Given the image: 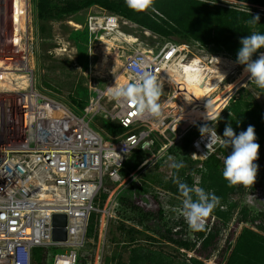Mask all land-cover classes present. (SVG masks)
Returning a JSON list of instances; mask_svg holds the SVG:
<instances>
[{"label": "built area", "instance_id": "1", "mask_svg": "<svg viewBox=\"0 0 264 264\" xmlns=\"http://www.w3.org/2000/svg\"><path fill=\"white\" fill-rule=\"evenodd\" d=\"M106 11L90 13L86 23L91 34L109 42L104 34L117 32L120 16ZM32 14V0H0V264H32L36 247L65 248L53 253L52 264H78L92 214H101L99 234L105 238L116 196L138 176L143 178L153 160L179 144L196 124L208 131L193 136L190 159L204 161L218 152L219 142L207 147L209 132L223 136L214 124L237 93L244 67L224 52L190 56L189 45L168 38L155 47L137 46L134 37L125 45L112 44L127 83L141 66L156 76L161 114L141 117L135 105L115 100V112L103 110L97 129L94 117L102 109L101 95L107 94L102 89L92 86L95 97L76 111L37 87ZM187 65L192 80L204 89L201 98L183 83ZM243 74L250 80V74ZM228 75L233 79L226 82ZM108 122L123 130L111 131ZM139 152L151 156L130 172ZM106 181L111 190L102 204ZM56 213L67 216L66 240L52 238Z\"/></svg>", "mask_w": 264, "mask_h": 264}, {"label": "rangeland", "instance_id": "2", "mask_svg": "<svg viewBox=\"0 0 264 264\" xmlns=\"http://www.w3.org/2000/svg\"><path fill=\"white\" fill-rule=\"evenodd\" d=\"M208 1L221 5H233L237 9L248 12H253L255 9L264 10V6L240 0H235L234 2L228 0ZM96 10L103 12L106 9L94 4L79 12L64 15L60 18H42L38 16L36 0H32L34 39L31 50L35 61L36 85L40 90L70 105L77 111L81 110L90 99L95 97L96 92L92 89V86L96 85L99 89H105L115 75L122 70L120 62L102 66L103 58H109V53L116 50L114 46L120 43L125 45L124 41L131 40L132 37L138 38L135 39L134 44L140 47H155L167 39V37L155 34L119 15L117 32L104 34V38L110 41L109 43H104L102 39L100 40L101 37L98 33L91 34L87 30L88 15ZM109 12L108 10L106 11V13ZM171 39L189 45L190 56L193 54L198 56L202 53L218 54L213 50L212 46L203 48L197 46L194 41L179 38ZM58 46H61V48L58 49ZM119 60L121 61L120 58ZM239 67L245 66L239 64ZM242 73L245 72H239L238 76L239 89L233 96V100L229 102L231 103L240 97L245 103L257 101L264 109V89H260L250 80L247 81L243 77L244 74L241 76ZM231 79L233 78L228 75L225 81L228 82ZM100 105L102 109L94 117V126L97 129L101 127L103 110L115 112V100L110 94L104 93L101 95ZM223 121L224 119H219L218 117L217 122L214 124L222 135L225 130L222 127ZM200 127V125L196 124L189 132ZM187 133L184 135L182 144L181 142L179 143L180 145L178 144L179 146L175 144L166 153L153 160L147 169L146 176L143 178L142 175L138 176L137 180L129 183L116 196L112 204L111 214L108 217L105 238H101L99 234L101 214L94 213L95 227L92 233L87 235L84 245L79 248L78 264H95L96 259L101 255V251L102 258H99L101 259L99 264H199L198 262L202 264H223L226 261L242 227L254 225L250 221L241 220L243 219V212L246 210L247 217L258 216L259 211L252 202L253 198L250 199L248 197L252 186L248 188L235 186V192L230 196V200L227 203L232 200L236 203V207L227 218L217 212L218 210H225L226 205L223 204L219 209L216 207L206 219L205 224L207 223L211 228L220 230L216 246L211 252L201 249V240L199 241L200 243H197L190 250L176 247L175 244L164 239L155 229V227L161 231L166 229H184L187 238L191 240L197 236V232H190L182 215L181 201L183 197L181 194L173 192L169 187L173 176V168L169 166L173 161H170L169 157H172L175 162L182 161L183 163L185 159H188V146L185 142V139L188 140L189 138ZM228 149L232 152L231 148ZM217 154L222 158L223 164L224 153L218 151ZM144 156L150 157L151 154L137 156L136 160L133 161V165H135L129 168L130 172L135 171L138 161ZM133 159L131 158V160ZM255 163L258 166L264 164V151L259 153V158ZM129 166L130 163H128ZM222 171L223 166L220 168L219 174ZM200 179V175L196 174L195 182L198 183ZM256 180L264 184V176L261 174L257 173ZM139 181L141 184H139ZM160 181L166 182L168 185L160 187L157 185ZM108 185H110V182L106 181V187L102 194H109L111 189H109ZM142 186L147 187L146 190L156 197H154L155 200L157 199L155 201L156 204H154L151 197L142 191L140 188ZM172 187L174 186L172 185ZM106 198L105 200L108 199ZM150 200L151 202L153 201L152 204ZM104 202L103 200L102 204ZM130 203H135L138 208H132ZM144 204L148 209H144L141 206ZM157 207L160 209L158 215ZM130 228H133L134 232H130ZM103 240L105 243L102 250ZM65 250V248L58 247L54 248L53 252L61 253ZM52 260L53 257L48 251L40 264H52Z\"/></svg>", "mask_w": 264, "mask_h": 264}, {"label": "trees", "instance_id": "3", "mask_svg": "<svg viewBox=\"0 0 264 264\" xmlns=\"http://www.w3.org/2000/svg\"><path fill=\"white\" fill-rule=\"evenodd\" d=\"M240 1L264 6V0ZM94 4L162 37L197 41L204 46H212L215 52H224L236 60L238 50L242 47L240 43L242 38L247 37L252 32L264 34V10L255 9L253 12H248L237 9L233 5H221L208 0H155V10L143 13L130 10L125 4V0H36L38 16L42 18H60L64 15L79 12ZM257 15L260 17L259 23L254 27L250 26L248 21ZM261 52L264 53V48L254 53L252 60L258 59V54ZM219 119H224L222 123V127L224 128L228 124H231L237 135L241 131H246L249 126H253L257 137L256 142L260 145V152L262 151L264 109L259 102L245 103L239 97L224 108ZM106 125L114 132H121L123 130L122 127L115 123L108 122ZM199 130H201V127L187 133L189 138L188 140L185 139V142L188 146V159H185L183 163L185 166L182 169L178 171L176 169L172 170V182L169 187L176 194H180L178 186L173 182L174 178L178 176L182 182L187 183L189 186L196 184L206 192H213L217 197L221 198V202L217 208L219 209L223 204L226 205L224 211H217L218 214L227 218L236 207V203L232 200L230 203H227L230 200V196L235 192V186L229 187L222 173L219 174V170L223 166L222 158L217 153L204 161H194L189 157L190 142ZM218 151L223 152L225 157L231 154V150L224 147H220ZM139 153V156L148 154L145 152ZM196 174H199L201 178L198 183L195 182ZM157 185L162 187L168 184L160 181ZM140 188L142 191L146 190V187ZM106 196V194H102V200ZM130 205L134 209L138 208L135 203H130ZM94 219L95 215L93 213L88 226V234H91L95 227ZM241 220L250 221L254 225L242 227L223 264H264V211H259L257 217H247L245 210L243 212V219ZM253 227H256L258 230H255ZM129 230L130 232H134L133 228ZM156 231L164 239L179 248L189 250L196 246L200 239H203L200 243L201 249L208 252H211L215 248L220 235L218 228H210L208 230L207 225L204 226L202 231L197 232V236L193 240L187 238L184 229L177 231L172 229L161 231L157 229ZM53 250L54 248L51 247L34 248L32 264H40L48 251L53 257ZM195 261L197 262V260ZM198 263L202 264L201 262Z\"/></svg>", "mask_w": 264, "mask_h": 264}, {"label": "clouds", "instance_id": "4", "mask_svg": "<svg viewBox=\"0 0 264 264\" xmlns=\"http://www.w3.org/2000/svg\"><path fill=\"white\" fill-rule=\"evenodd\" d=\"M126 6L137 13H143L154 9L155 0H125ZM260 17L257 15L248 21L254 27L259 23ZM242 47L238 50L237 63L244 65L245 74H250V81L255 83L260 89H264V53L259 58L252 60V56L258 50L264 48V34L252 32L240 41ZM135 69L136 66H133ZM173 71L172 68L169 72ZM110 96L122 103L136 106V111L141 117H159L161 105L159 99L161 88L157 83L156 76L149 70L141 66L139 71H134L132 81L121 84L117 81L115 86L108 87ZM208 131V127L201 128V133ZM210 144L219 142L224 148H231L232 152L223 160V178L228 182L229 187L243 186L248 188L254 185L258 172V164L255 161L259 158L260 145L256 142L257 137L253 126H249L246 131H241L239 135L235 133L231 124L224 130L223 136L217 134L215 130L209 132ZM221 137L223 139H221ZM127 151V149H125ZM173 161L169 166L177 171L185 165L183 162ZM179 193L183 197L182 215L188 225L190 232H199L204 229L206 219L219 205L220 198L212 192H206L203 188L193 184L189 186L182 182L178 176L173 181Z\"/></svg>", "mask_w": 264, "mask_h": 264}, {"label": "bare ground", "instance_id": "5", "mask_svg": "<svg viewBox=\"0 0 264 264\" xmlns=\"http://www.w3.org/2000/svg\"><path fill=\"white\" fill-rule=\"evenodd\" d=\"M109 42L108 41H104V43H109ZM110 45H112V44H110ZM113 62H119V60L116 57V53L110 52L109 53V58H107V57H104L103 58V60H102V66L112 64ZM182 76H184L183 77V80L185 81L183 83H186V85L188 84V86H189L190 90L192 91V93L196 97H200L201 98L204 95L203 94L204 93V89L197 83V80H192V77H195V76H192L191 71L188 68V65L184 67V71L182 72ZM241 76H243V75H241ZM116 79L121 84L127 83L126 77L124 76V74L122 73V71H119L115 75L114 79L111 80V82L107 85V87L105 89H103V92H106L107 94H109L108 93V87L115 86ZM195 113H198V111L195 112Z\"/></svg>", "mask_w": 264, "mask_h": 264}, {"label": "flooded vegetation", "instance_id": "6", "mask_svg": "<svg viewBox=\"0 0 264 264\" xmlns=\"http://www.w3.org/2000/svg\"><path fill=\"white\" fill-rule=\"evenodd\" d=\"M253 187H251V192H250V194H248V197L250 198V199H252L253 198V204H254V206H255V208L258 210V211H264V184H262L260 181H258V180H256L255 181V183H254V185H252ZM255 186V187H254ZM260 190V191H259ZM144 192L146 193V194H150V193H148V191L147 190H144ZM150 195H153V194H150ZM135 196V195H134ZM153 197H155V196H153ZM156 198V197H155ZM157 200V199H156ZM147 202V201H146ZM153 202V201H152ZM152 202H151V200H150V203L152 204ZM146 204V203H145ZM141 205L142 207H144V209H148V207H146V205ZM148 204H149V202H148ZM154 204H156V202H154ZM158 205V204H157ZM156 210H157V215H158V212L160 211V209L157 207L156 208ZM205 225H207V223L205 224ZM208 226V225H207ZM156 228V230L158 229L157 227H155ZM211 227L210 226H208V230L210 229ZM177 230H179V229H176V230H174V231H177ZM201 240V241H200ZM199 241L200 242H202V240L203 239H200ZM198 241V243H200ZM176 246V245H175ZM176 247H178V246H176Z\"/></svg>", "mask_w": 264, "mask_h": 264}, {"label": "water", "instance_id": "7", "mask_svg": "<svg viewBox=\"0 0 264 264\" xmlns=\"http://www.w3.org/2000/svg\"><path fill=\"white\" fill-rule=\"evenodd\" d=\"M258 168L264 172V164H260ZM147 195L151 197L154 202L156 201L152 195L150 194H147ZM137 196H140V195H137ZM66 223H67L66 214L56 213L53 215V219H52V225H53L52 238L53 240L55 241L66 240L67 238Z\"/></svg>", "mask_w": 264, "mask_h": 264}]
</instances>
